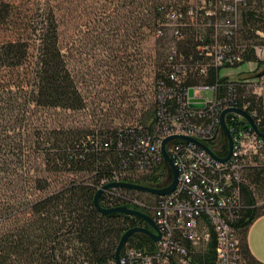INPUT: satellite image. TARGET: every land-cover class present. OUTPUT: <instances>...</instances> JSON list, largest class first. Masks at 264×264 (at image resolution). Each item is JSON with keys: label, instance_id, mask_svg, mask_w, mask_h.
I'll return each instance as SVG.
<instances>
[{"label": "trees", "instance_id": "16d2710c", "mask_svg": "<svg viewBox=\"0 0 264 264\" xmlns=\"http://www.w3.org/2000/svg\"><path fill=\"white\" fill-rule=\"evenodd\" d=\"M176 1L101 0V4L96 3L102 13L128 9L134 36L140 40L144 30H153L156 41L168 30L171 38L177 41V52L188 57L194 53L192 32H184V37L178 39L166 26L168 13L183 14L188 6V3L181 5ZM58 5L52 0L50 6L46 0L40 3L36 13L21 14L13 0H0V26L8 30L7 38L0 41V70L27 68V102L34 105L24 106L22 146L16 155H11L16 157L17 172L9 169L12 159L3 151L0 142V264H115L114 252L123 234L131 228L147 225L136 216L100 213L94 206L96 192L112 183L162 189L171 182L170 168L161 150L155 155L138 147L142 139L153 136L156 126L154 87V110L149 124L95 135L92 140L80 144L66 137L53 145L52 130L39 126L27 116L30 107L71 111L84 107L60 45L61 8ZM262 8L257 12L252 8L243 9L241 13V27L248 40L254 38L256 29L264 32V6ZM170 47L163 69L155 76L154 86L158 79L167 80L166 58ZM30 48L34 50L31 62L28 60ZM253 61L249 53L246 62ZM255 77L244 78L249 83ZM223 80H216L210 74L206 82L220 85L225 82ZM231 82L236 105H246L243 111L264 133V98L253 94L249 87ZM220 139L225 141L224 137ZM263 152L264 148L259 154ZM57 161L60 162L56 167L58 171L81 176L49 191L52 162ZM247 161L242 174V208L234 223L241 242L240 264H264L250 253L247 244L249 226L264 215V205L258 207L256 201L257 195L264 198V166H252ZM160 197L134 189L110 187L102 191L99 204L105 209L129 208L133 201H138L142 206L134 210L152 218L151 213ZM125 246L150 251L154 243L143 234L133 233ZM214 246L212 238L205 254L193 256L196 264H213Z\"/></svg>", "mask_w": 264, "mask_h": 264}, {"label": "built area", "instance_id": "2783aa9c", "mask_svg": "<svg viewBox=\"0 0 264 264\" xmlns=\"http://www.w3.org/2000/svg\"><path fill=\"white\" fill-rule=\"evenodd\" d=\"M262 6L264 0H191L183 14H167L166 26L178 39L184 32H192L194 53L185 57L175 46L170 47L167 80L158 79L154 86L157 122L153 136L142 139L139 148L156 155L165 138L185 136L218 158L227 155L220 114L229 108L246 109V105H236L231 81L264 98V32L256 29L254 38L248 40L241 27L243 9L257 12L263 10ZM249 53L262 67L253 80L248 83L242 73L236 80L229 74L219 76L221 69L245 63ZM210 74L225 82L207 83ZM189 89L193 91L191 97ZM224 119L232 136L231 154L225 162L183 139L165 144L176 169V185L170 194L160 197L151 213L160 239L152 241L154 248L150 251L123 247L120 264H196L193 256L205 254L212 238L213 264H240L241 242L234 223L242 208V174L248 157L264 148V138H259L236 113H226ZM220 137L225 141L218 153L215 148ZM140 206L133 201L129 208Z\"/></svg>", "mask_w": 264, "mask_h": 264}, {"label": "rangeland", "instance_id": "374dc122", "mask_svg": "<svg viewBox=\"0 0 264 264\" xmlns=\"http://www.w3.org/2000/svg\"><path fill=\"white\" fill-rule=\"evenodd\" d=\"M44 1L13 0L21 14L36 13ZM190 1L176 2L183 5ZM47 2L52 6V0ZM96 2L101 4V0H56L61 8L60 45L84 107L74 111L30 107L27 116L39 126L52 130L53 145L61 138L68 137L80 144L92 140L95 135L149 124L154 110L155 76L163 69L168 48L178 45L168 30L158 41L153 30H144L141 40L135 38L128 9L102 13ZM7 35L8 30L0 26V41ZM29 54L31 62L32 48ZM261 68L257 62H245L221 69L219 76L229 74L231 80H236L242 73L243 77L252 78ZM26 69L0 70V142L3 151L12 159L9 169L16 172V157L11 155H16L22 146L24 106H34L27 102ZM223 144L221 139L216 143L218 153ZM247 162L252 166H264V152L248 157ZM58 166L60 162H52L49 191L81 176L58 171ZM170 174L172 179L171 170ZM256 201L258 207L264 205V198L258 195Z\"/></svg>", "mask_w": 264, "mask_h": 264}, {"label": "water", "instance_id": "95a60500", "mask_svg": "<svg viewBox=\"0 0 264 264\" xmlns=\"http://www.w3.org/2000/svg\"><path fill=\"white\" fill-rule=\"evenodd\" d=\"M264 73V71H263ZM193 94V91L192 89H189L188 91V95L191 97ZM192 105V104H191ZM201 107V106H199ZM226 113H236L238 115H240L241 117L244 118V120L246 121V123L249 125V127L253 130V132L256 133V135L259 137V138H264V133H261L256 125L254 124L252 118L249 116V114L239 108H229V109H225L221 112L220 114V126L222 128V131L227 139V142H228V153L225 157L223 158H218L216 157L215 155H213L210 150L208 148H206L205 146L199 144L198 142L194 141L193 139L191 138H188V137H185V136H170V137H167L165 138L162 142H161V146H160V150H161V154L164 158V160L166 161V163L168 164L170 170H171V173H172V179H171V183L166 186L165 188H162V189H154V188H149V187H144V186H139V185H135V184H130V183H112V184H108V185H105L103 186L101 189H99L95 196H94V206L96 207V209L102 213V214H110V213H122V214H126V215H130V216H136V217H139L141 218L147 225V227H135V228H131L129 229L128 231H126L123 236L121 237L116 249H115V252H114V262L115 264H120L119 263V255H120V252L121 250L123 249V247L125 246L126 244V241L128 239V237L133 234V233H139V234H143L145 235L147 238H149L151 241L153 242H157L159 241L160 239V235H159V232H158V229L153 221V219L142 213L141 211H138V210H134V209H129L127 207H115V208H109V209H105V208H102L99 204V197L102 193L103 190L107 189V188H110V187H121V188H129V189H134L136 191H140V192H145V193H148V194H152V195H156V196H165V195H168L170 194L174 188H175V185H176V169L171 161V159L169 158V156L167 155L166 151H165V144L172 140V139H175V138H179V139H183L185 141H189V142H192V143H195L197 145H199L200 147H202L204 150H206L208 153H210V155L216 159L217 161L219 162H225L230 154H231V150H232V136H231V133L229 131V129L227 128V125L225 123V119H224V116Z\"/></svg>", "mask_w": 264, "mask_h": 264}, {"label": "crops", "instance_id": "0c3cea01", "mask_svg": "<svg viewBox=\"0 0 264 264\" xmlns=\"http://www.w3.org/2000/svg\"><path fill=\"white\" fill-rule=\"evenodd\" d=\"M247 244L250 253L264 263V215L258 217L248 228Z\"/></svg>", "mask_w": 264, "mask_h": 264}]
</instances>
